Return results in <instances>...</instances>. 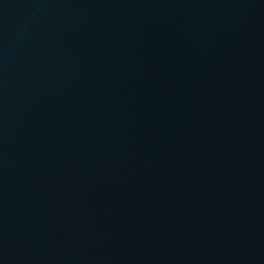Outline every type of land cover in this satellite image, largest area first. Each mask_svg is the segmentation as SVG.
<instances>
[{
    "label": "water",
    "instance_id": "water-1",
    "mask_svg": "<svg viewBox=\"0 0 264 264\" xmlns=\"http://www.w3.org/2000/svg\"><path fill=\"white\" fill-rule=\"evenodd\" d=\"M0 264H264V0H0Z\"/></svg>",
    "mask_w": 264,
    "mask_h": 264
}]
</instances>
